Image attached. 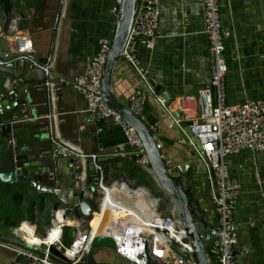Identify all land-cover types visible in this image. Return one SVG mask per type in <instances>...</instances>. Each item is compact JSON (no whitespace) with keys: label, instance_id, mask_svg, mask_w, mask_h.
Returning <instances> with one entry per match:
<instances>
[{"label":"crops","instance_id":"0c3cea01","mask_svg":"<svg viewBox=\"0 0 264 264\" xmlns=\"http://www.w3.org/2000/svg\"><path fill=\"white\" fill-rule=\"evenodd\" d=\"M137 3L139 6L142 4L141 0H137ZM63 7L64 16L57 24ZM117 8L118 0H0L2 25L5 14L14 13L10 33L4 37L14 45L13 28L23 18L29 20L31 26L42 28L41 32L31 33L37 49L36 56L48 48L61 83L66 82L64 86L54 85L53 92L47 91L46 87L28 85L29 113L27 109H12L13 97L4 101L0 99V124L8 116L16 119V122H27L25 127L19 126L11 140L0 135V173L11 169L13 156L19 153L23 163L29 166L35 164L43 171L44 182L39 184L41 191L48 189L51 182L46 175H52L55 182L53 188L67 195L61 196L62 199L77 197L76 191L82 188L80 182L87 180V187H90L93 177L78 178L79 171L76 169L74 177L68 176L72 164L75 163L76 167L78 163L79 166L84 159L55 156L53 136H58L83 153L95 154L99 160H105V164L113 170V176L125 172L123 166L129 165L131 173H125L131 180L141 185L147 183L146 177L133 175L134 161L128 158L130 147L126 144L121 127L109 118L95 119L87 111L82 93L71 85L73 78L84 71L88 59L99 52L102 40H109ZM220 10L222 25L229 32L224 51L227 102L235 104L264 97V0H220ZM135 55L138 66L124 55L117 61L112 72L114 95L157 132V143L170 174L181 182L193 202L192 206L199 211L194 217L203 221L208 228L213 227L217 221L213 174L209 172V187L201 185L199 181L192 184L188 181L194 173V166L186 167L184 172L179 169L189 158L188 145L174 129L166 127L171 120L162 112V107L169 113L180 111L179 99L196 95L211 78L212 57L204 32L202 0H159L158 36L152 48L139 45ZM10 62L9 59L0 58V98L8 91L6 86L10 81L12 86L19 80L14 76L18 70L10 68ZM142 69L145 70L144 74L139 73ZM149 77L154 80L155 89L147 81ZM138 91L141 93L136 99L139 109L131 101ZM48 95L53 97L55 111L47 115V120L44 113ZM156 95L165 100L163 104L156 99ZM196 108H199L198 105ZM27 115L31 118L26 119ZM50 127L53 131H50ZM70 159L74 160L73 163ZM225 161L231 177L241 185L234 212L237 225L234 249L238 262L264 264V151L253 153L243 149L228 155ZM78 179L80 182L75 185ZM70 181L74 182L71 186L68 185ZM29 188L23 181L11 184L0 180L1 234L13 233L20 238L16 228L21 222H28L33 227L35 224L38 233H44L48 228L51 208L57 199L45 193L51 198L40 201L41 195L34 203L32 193L36 188ZM76 212L77 209L72 208L69 215ZM3 244L6 246L0 245V264H23L22 256L25 253L13 249L6 240H3ZM51 259L60 262L54 256ZM86 263L132 264L107 246L93 247L89 263Z\"/></svg>","mask_w":264,"mask_h":264},{"label":"built area","instance_id":"2783aa9c","mask_svg":"<svg viewBox=\"0 0 264 264\" xmlns=\"http://www.w3.org/2000/svg\"><path fill=\"white\" fill-rule=\"evenodd\" d=\"M141 2V6L137 5L133 26L123 50V55L134 65L138 64L135 48L139 45L152 48L158 36L159 0H141ZM202 4L204 32L209 41L212 57L211 78L196 95L180 98L178 108L184 119L192 121V133L201 142V156L212 170L216 182L213 202L217 221L215 226L209 228L212 235L208 246L210 259L213 264H240L234 249L237 242L234 212L241 185L231 177L225 158L243 149L253 153L264 151V97L235 104L227 102L225 84L227 63L224 51L229 32L221 22L220 0H202ZM59 14L57 24H60V19L64 16V7ZM13 29L15 51L20 55L19 61L24 62L27 54L34 52L31 33L27 29L18 30L16 25ZM107 47L108 40L103 39L99 52L88 59L84 71L73 78L71 85L82 93L87 111L95 119L109 118L121 127L126 144L130 147L131 154L128 158L132 160V157L136 156V159L132 160L137 168H135L136 175L141 176L139 168H144L154 177L140 136L131 125L110 110L100 96ZM49 60L53 62L52 55L49 56ZM45 71L48 72L47 67ZM144 72L145 70L142 69L139 73L144 74ZM46 89L53 92L54 85L46 83ZM140 94L138 91L131 97L132 103L136 105L134 107L138 109L136 99ZM155 97L161 104L164 103L165 100L161 96ZM49 99L54 105L53 97L49 95ZM53 137L55 156L92 159L99 172L95 191L96 200L88 199L94 206L89 220L79 211L75 215L66 216L67 205L62 200H58L51 210V225L44 233H38L37 226L33 224L35 227L33 234L40 240L37 244L27 240L29 232L22 229L23 222H21L16 230L19 231L23 244L30 245L37 253L32 256L29 264H78L82 261L83 255L93 250V238L100 235L111 237L115 243V252L132 264H196L191 257L175 249L161 234L165 231L167 237L175 240L183 249L192 251L185 237V230L176 216L175 205L171 202L166 204L164 197L154 191L148 179L146 184L141 185L136 184L123 171L113 176V170L105 164V160H99V156L85 154L80 149L63 142L58 136ZM81 176L84 175L79 173L78 178ZM154 181L156 182L155 179ZM92 194L85 189L84 196L89 197ZM107 212L109 215L127 218L126 223L117 224L116 220L111 227L109 226L108 231H95L91 226L92 219L98 214L102 220ZM65 223L77 227L76 237L68 247L62 240V226ZM51 232L54 234L53 239L46 240ZM0 245L5 244L0 242ZM49 245H53L68 259V262L53 261Z\"/></svg>","mask_w":264,"mask_h":264},{"label":"water","instance_id":"95a60500","mask_svg":"<svg viewBox=\"0 0 264 264\" xmlns=\"http://www.w3.org/2000/svg\"><path fill=\"white\" fill-rule=\"evenodd\" d=\"M137 4V0H118V8L114 27L108 40L106 59L102 69L100 96L103 103L119 117L124 119L129 125H131L140 136L144 145L145 152L148 156L149 165L154 172L153 178L156 180L157 185L160 187L159 191L163 195H168L173 201L175 205L176 216L181 222L183 229L185 230V237L189 241L192 251L183 249V247L175 240L167 237L165 231H162L161 234L168 239V242L174 248H176L184 255L191 257L196 264H213L208 252V246L212 240L210 230L203 221L193 218L194 214L199 211L196 210V207L192 206L193 202L189 199L187 193L182 187L181 182L170 174L169 167L161 153L160 146L157 143V132H155L151 126L147 125L133 109L117 100L113 92L112 72L117 61H119L123 56V50L127 38L133 26L134 16L137 11ZM13 15L14 13L5 14V16L2 18L3 22L5 23H3V25L2 23H0V58L11 60L8 66L10 68L14 67L18 70L17 74H15L14 76L19 77L18 83H21V85L16 83V85L13 84L11 86L12 82L10 81V83H8V85L6 86L8 88V91L0 99L4 101L13 97L14 105L12 109L16 108L18 111H24L25 109H27L29 113V103L27 102L26 94L28 91V85L35 84L38 87H42L43 89H45L46 83L57 85L59 87L60 85L64 86L66 82L64 81L61 83V79L57 71L54 69L53 63L51 62V60H49L50 55L48 48L43 53H40L36 56L37 49L35 47L33 38L31 39L34 47V52L27 54L26 61H19L18 58L20 55L15 51L14 45L10 44L9 40L4 37V35H8L10 33V27L14 23ZM16 27L18 30L26 28L30 33L41 32L42 30V28L39 29L37 27L35 28L34 26H31L30 21L26 18L17 21ZM51 38L52 31L49 34L50 42ZM137 50L138 47L135 48V54L137 53ZM45 67H47L48 72L45 71ZM65 80L67 81V79ZM147 81L155 89L156 84L154 80L149 77ZM53 106L54 105H52L48 95L47 106L44 113L46 114V117L47 115H49V113L55 111V108ZM162 112L171 120V123L166 127L174 129L177 132L178 136L188 145L189 148V158L182 163V166H180L179 169L184 172L186 167L189 168L194 166V173L191 174L188 181L191 184L199 181L201 185H207L209 187V172L211 173L212 170L208 167L206 161L201 156V142L198 137H196L192 133V121L184 119L180 111L169 113L162 107ZM51 117H49V120L51 119L52 121ZM26 118H31V116L27 115ZM26 123V121L16 122V119L12 120L11 116L4 117L2 123L0 124V135L2 134L9 138V140H11V138H13L14 132L19 129V126L20 128H23L25 127ZM15 150L17 149H14V151ZM132 159L135 160L136 156H133ZM22 160L23 159L19 153L13 156V165L11 169L0 173L1 182L12 184L19 182L22 183L23 181V183L30 187L28 190H33L32 188H36V190L32 193L34 203L41 195L42 196L40 197V201H46L50 199V195H45V193H49L52 195V197L54 196L57 201L62 200L67 205V212L65 214L66 216L69 214V211L72 208H75L77 209V211L81 212V214H83L87 220L91 218L94 206L91 204V202H89L88 199L90 198L91 201L96 200L95 191L97 189L99 176V172L96 170L94 163L91 161L92 159H84V161L80 162L79 166L78 163H76V167L74 165L75 163H73L74 160L70 159V162H72L73 164L68 173V176L70 175V177H74V169H76L81 175H84V177H93V185L87 187V180H85V182H80L78 179L75 185L78 184V181L82 183L80 184L82 188H79V190L76 191L78 196H72L71 199L67 198L66 200L62 199L61 197H67L65 192L61 193V190L57 192L53 188L55 182L53 183L52 175L51 177L50 175H46L47 178H51V182H49L48 189L41 191L39 184L44 182L45 175L42 174L43 171L41 169H38L37 165L35 164L33 166L26 165L22 162ZM73 183V181H70L68 185L71 186L73 185ZM85 189L92 192V196H84ZM0 191L2 190L0 189ZM57 201L52 206L51 210L55 207ZM76 234L77 227L73 224L65 223L62 226V240L66 247L70 246L73 243ZM3 240H6L9 246H11L13 249H18L19 251L25 253V255L22 256L24 258L23 264H29L32 261V256L37 254L31 249L30 245L23 244V239L17 238L13 233H0V241L3 242ZM92 245L93 247L107 246L113 249L115 247V243L111 237L102 235L95 236L93 238ZM49 251L51 255L60 260V262H68V259L64 257L59 251H57L53 245H49ZM89 260L90 253L82 256V261H85V263L80 262L78 264H87L86 261L89 263Z\"/></svg>","mask_w":264,"mask_h":264},{"label":"bare ground","instance_id":"6f19581e","mask_svg":"<svg viewBox=\"0 0 264 264\" xmlns=\"http://www.w3.org/2000/svg\"><path fill=\"white\" fill-rule=\"evenodd\" d=\"M61 216V215H59ZM117 220V224H125L127 221V218L125 217H117V216H113V215H109V213H105L104 217L102 218V220H100V217L98 214H96L94 216V218L91 221V226L93 227V229L97 232L100 231H108V229L113 225V223ZM110 226V227H109ZM22 229L26 230L29 232V235H27V240L29 242L32 243H38L40 242V240L37 237H33V231H34V227L29 224L28 222H24L22 224ZM33 234V235H32ZM54 234L51 232L48 237H46V240H51L53 239Z\"/></svg>","mask_w":264,"mask_h":264},{"label":"rangeland","instance_id":"374dc122","mask_svg":"<svg viewBox=\"0 0 264 264\" xmlns=\"http://www.w3.org/2000/svg\"><path fill=\"white\" fill-rule=\"evenodd\" d=\"M135 168H136V165H134V167H133V172H134V174L133 175H136V172H135ZM137 169V168H136ZM123 170H125V172H127V173H131V169H130V166L129 165H124L123 166ZM139 171L141 172V175L143 176V177H146L147 179H149V182H150V185H151V187L154 189V191L157 193V194H160V195H162L163 197H164V200H165V203L166 204H168V203H170L171 202V204H174L173 203V201L171 200V198L168 196V195H163L160 191H159V186L156 184V182L154 181V179H153V177L150 175V174H148L145 170H144V168H139ZM193 218H195L194 216H193ZM196 219V218H195ZM51 225V223L49 222V226ZM47 227H48V225H47ZM176 249V248H175Z\"/></svg>","mask_w":264,"mask_h":264},{"label":"clouds","instance_id":"9594fccd","mask_svg":"<svg viewBox=\"0 0 264 264\" xmlns=\"http://www.w3.org/2000/svg\"><path fill=\"white\" fill-rule=\"evenodd\" d=\"M137 176V175H136ZM130 177V176H129Z\"/></svg>","mask_w":264,"mask_h":264}]
</instances>
